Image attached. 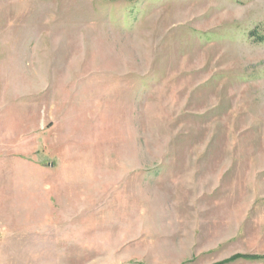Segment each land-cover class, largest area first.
<instances>
[{"label":"rangeland","instance_id":"obj_1","mask_svg":"<svg viewBox=\"0 0 264 264\" xmlns=\"http://www.w3.org/2000/svg\"><path fill=\"white\" fill-rule=\"evenodd\" d=\"M0 264H264V0H0Z\"/></svg>","mask_w":264,"mask_h":264},{"label":"trees","instance_id":"obj_2","mask_svg":"<svg viewBox=\"0 0 264 264\" xmlns=\"http://www.w3.org/2000/svg\"><path fill=\"white\" fill-rule=\"evenodd\" d=\"M250 256H242V255H235L227 260H225L226 263L238 260V259H247ZM251 259H256V257H251ZM258 259V258H257Z\"/></svg>","mask_w":264,"mask_h":264}]
</instances>
